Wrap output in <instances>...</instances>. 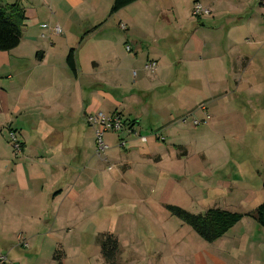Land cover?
Returning a JSON list of instances; mask_svg holds the SVG:
<instances>
[{
	"label": "crops",
	"instance_id": "obj_1",
	"mask_svg": "<svg viewBox=\"0 0 264 264\" xmlns=\"http://www.w3.org/2000/svg\"><path fill=\"white\" fill-rule=\"evenodd\" d=\"M114 1L0 0L19 2L26 16L19 46L0 51V253L7 264H53L62 244L55 234L84 230L116 197L115 165L130 171L163 161L148 139L124 131L115 138L117 146L129 143L124 159L108 155L109 144L102 159H88L96 137L87 113H120L140 135L143 125L156 126L162 142L165 122L204 114L202 107L264 129V0H136L112 13ZM196 1L212 15L194 17ZM148 61L157 62L155 72L145 69ZM10 129L22 141L19 155ZM172 144L173 158L187 155L185 145ZM258 226L245 216L218 239L224 250L207 255V263L231 264L227 250L239 246L249 263L261 264L247 238ZM19 233L29 247L18 245Z\"/></svg>",
	"mask_w": 264,
	"mask_h": 264
},
{
	"label": "rangeland",
	"instance_id": "obj_2",
	"mask_svg": "<svg viewBox=\"0 0 264 264\" xmlns=\"http://www.w3.org/2000/svg\"><path fill=\"white\" fill-rule=\"evenodd\" d=\"M191 112L185 122L184 116L176 117L172 123L165 122L166 142L156 139V126H142L141 136L148 139L145 145L160 153L163 161L135 164L130 171L115 165L110 172L116 177L118 187L111 204L102 205L84 230L75 228L55 234L62 242L56 250L61 249L65 254L63 264H106L101 243L104 233L113 234L119 241L113 264H201L197 261L211 264L207 263V255L224 250L221 240L205 241L173 216L166 205H177L192 213L208 208L239 213L256 211L264 201V129L249 128L232 117L226 120L224 114L207 111L203 114L199 109ZM194 119L202 122L193 125ZM117 134H105V141L111 146L107 154L124 159L129 154L126 149L129 143L126 148L117 146ZM172 142L185 145L187 155L173 158L176 148ZM166 147L168 151L164 152ZM94 153L91 151L88 159H102ZM97 164L101 169L111 165L100 160ZM213 172L218 175L211 177ZM247 238L256 247L253 259L264 264V228L258 226L248 232ZM239 249L237 246L227 250L232 251L231 264H259L249 263V258L242 256ZM53 264L58 261L53 259Z\"/></svg>",
	"mask_w": 264,
	"mask_h": 264
},
{
	"label": "trees",
	"instance_id": "obj_3",
	"mask_svg": "<svg viewBox=\"0 0 264 264\" xmlns=\"http://www.w3.org/2000/svg\"><path fill=\"white\" fill-rule=\"evenodd\" d=\"M134 1L136 0H115L111 12L114 13ZM25 18V10L19 2L0 6V51H10L19 46L23 36L22 27ZM67 60L71 70L75 72L73 52L69 54ZM166 209L184 224L189 225L202 239L211 243L224 236L245 216L253 217L259 225L264 227V201L256 208V211L249 213H239L222 208H209L204 212L192 213L173 204H167ZM101 243L105 261L113 264L119 250V241L113 234L104 233ZM63 258L64 254L61 250H57L54 259L58 261V264H63Z\"/></svg>",
	"mask_w": 264,
	"mask_h": 264
},
{
	"label": "built area",
	"instance_id": "obj_4",
	"mask_svg": "<svg viewBox=\"0 0 264 264\" xmlns=\"http://www.w3.org/2000/svg\"><path fill=\"white\" fill-rule=\"evenodd\" d=\"M192 15L194 17L200 18V17L212 15V11L209 7L205 6L200 1H196L192 7ZM121 26L124 29L126 28L125 25L123 24ZM56 29L57 31H60V28L57 27ZM127 50H130V46H127ZM145 69L150 72H155L157 69V62L148 61L145 64ZM202 109L206 112L205 107H202ZM186 117H188V115L184 116L182 118V121L185 122ZM85 119L87 123L94 129L95 137H96L95 153L98 157L103 158L109 149V145L105 141V134L107 132L118 133L124 131L128 134L139 136L142 141L147 140V137L141 136L139 134L138 130L135 127L136 126L135 123L129 121L120 113L108 114L105 113L104 111H96V112L87 113L85 115ZM200 122L202 121L198 119H194L192 123L193 125H198ZM9 141L15 155H19L23 152V144L16 130L14 129L9 130ZM126 143H127L126 140L120 139L118 145L120 147H125ZM112 168H113L112 165L108 167L109 170H111ZM17 241H18V245L25 248L29 247V242L27 239L24 238L22 233H19L17 235ZM8 261H9L8 254L0 253V264H7Z\"/></svg>",
	"mask_w": 264,
	"mask_h": 264
}]
</instances>
